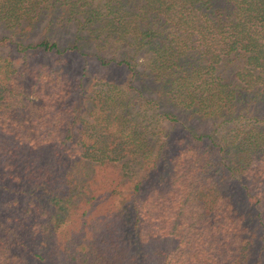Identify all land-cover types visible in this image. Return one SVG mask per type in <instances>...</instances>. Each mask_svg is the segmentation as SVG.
I'll use <instances>...</instances> for the list:
<instances>
[{
	"label": "trees",
	"instance_id": "1",
	"mask_svg": "<svg viewBox=\"0 0 264 264\" xmlns=\"http://www.w3.org/2000/svg\"><path fill=\"white\" fill-rule=\"evenodd\" d=\"M0 264H264V0H0Z\"/></svg>",
	"mask_w": 264,
	"mask_h": 264
},
{
	"label": "rangeland",
	"instance_id": "2",
	"mask_svg": "<svg viewBox=\"0 0 264 264\" xmlns=\"http://www.w3.org/2000/svg\"><path fill=\"white\" fill-rule=\"evenodd\" d=\"M1 53L4 54L2 52V50H1ZM19 89H20V91L22 93V95L20 96L21 99H25L27 101V96L26 95H29L30 96L29 92L24 87H20ZM34 100H35V103L33 105V109H42L41 106H40V104H39V102H38V99L35 98Z\"/></svg>",
	"mask_w": 264,
	"mask_h": 264
}]
</instances>
